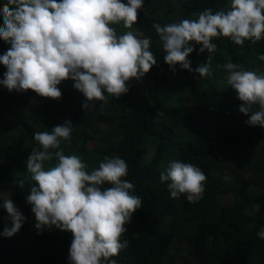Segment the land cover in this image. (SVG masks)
I'll return each instance as SVG.
<instances>
[{
	"label": "trees",
	"instance_id": "obj_1",
	"mask_svg": "<svg viewBox=\"0 0 264 264\" xmlns=\"http://www.w3.org/2000/svg\"><path fill=\"white\" fill-rule=\"evenodd\" d=\"M122 2L127 3V0ZM4 3L6 0H0V7ZM229 3L230 0H143L132 31L151 40L150 49L157 64L139 81L135 78L126 81L129 91L118 98L105 92L107 101L103 114L109 126L107 131L101 130L94 122L99 115L98 100L87 101L73 87L74 81L65 87L62 82L57 85L62 93L59 99L40 96L31 89L3 91L0 114L3 110L9 114L12 112L17 121L14 133L6 138H11V141L1 143L0 191L12 197L11 201L26 219L13 236L0 235V264H70L71 232L54 225L42 231L34 227L32 217L35 215L26 197L31 187L38 185L27 170L16 174L18 168L26 166L27 156L32 150L40 147L34 140V133L50 132L65 120L71 121L72 134L81 142L75 148L86 165L85 170L90 174L105 157L125 160L128 175L123 179L135 186L133 194L143 200L142 206L125 225L127 230L121 237L128 246L112 257L118 264H161V260L171 252H187L189 256L199 258L202 264H251L248 257L264 264V239L257 236L264 228V155L243 153L252 137L264 138V128L245 123L248 115L239 112L242 102L227 84V72L223 68L224 64L232 62L238 64L240 70L264 72V61L258 59L264 54V38L255 43L245 41L241 46L220 36L213 38L216 50L211 53L207 49L199 52L201 45L190 42L194 47L188 57L191 68L195 70L200 65H209L210 74L200 77L195 71L180 68L179 64L175 65V72L170 70L164 62L166 53L162 42L152 27L154 23L164 26L183 19L196 20L206 8L213 12L226 11ZM2 26L3 18L0 17ZM10 47L0 39V55ZM5 72L6 67L0 64V80ZM2 87L0 84V90ZM33 93L47 118L40 129L37 126L40 122L28 111ZM13 101L20 104L15 110L10 105ZM83 103L91 104L94 109L87 111L81 107ZM255 110H259L258 105L253 106ZM93 137L96 143L89 158L88 139ZM27 140L31 141L30 146ZM152 148L155 154L151 157L149 152ZM245 159L252 166V175L244 178L232 172V183L228 189L233 194L234 204L218 208L220 213L213 212L216 208L212 185L205 186L204 182L203 197L190 205L184 194L170 198L168 182L161 183L159 179L160 173L165 171L164 164L168 166L172 160L194 164L208 177L213 168L210 160L217 161L222 171L246 169ZM57 163L44 168L49 170ZM19 180H24L23 188L16 183ZM103 187L110 185L105 183ZM4 200L0 197V233L4 227H11V220L3 207ZM257 204L259 210L255 207ZM249 209H253L252 216L245 213ZM211 212L216 217L211 218L208 214ZM231 214L240 216V223H235ZM192 230L186 239V247H177L175 240ZM230 237L239 238L238 243L241 244L228 258L215 259V249L219 245L222 244L223 250L229 252L231 245L227 241Z\"/></svg>",
	"mask_w": 264,
	"mask_h": 264
},
{
	"label": "clouds",
	"instance_id": "obj_2",
	"mask_svg": "<svg viewBox=\"0 0 264 264\" xmlns=\"http://www.w3.org/2000/svg\"><path fill=\"white\" fill-rule=\"evenodd\" d=\"M141 7L143 0H6L0 7V39L11 47L0 55V64L6 67L0 84L9 92L31 89L40 96L59 99L62 93L57 85L70 78L87 101H103L105 92L118 98L129 91L126 81H139L157 64L149 38L133 31L117 35L110 26L123 22L131 29ZM152 27L171 71L179 64L206 77L210 74L207 63L191 68L188 57L194 47L190 42L201 45L199 52L207 49L211 53L216 50L213 38L220 36L241 46L245 41H260L264 38V0H230L226 11L206 8L196 20L164 26L154 23ZM258 59L264 61V54ZM223 68L227 84L242 102L239 112L248 115L245 123L264 128V72L240 70L232 62ZM254 105L259 110L253 111ZM81 107L94 109L88 103ZM72 131L71 121L65 120L50 132L34 133L40 147L26 159V169L38 185L26 197L35 215L34 227L42 231L54 225L71 232L70 264H118L112 257L128 246L121 237L143 200L133 194L135 186L123 179L128 175L125 160L105 157L89 174L79 156L65 155L61 140L71 143ZM53 159L58 163L45 170V162ZM159 179L168 182L170 198L184 194L190 203H196L203 197L207 177L194 164L172 160ZM16 183L24 187V180ZM105 183L110 187L102 188ZM3 207L11 227H4L0 235L11 237L26 217L10 199L3 201ZM255 207L259 210V204ZM257 236L264 239V228Z\"/></svg>",
	"mask_w": 264,
	"mask_h": 264
},
{
	"label": "rangeland",
	"instance_id": "obj_3",
	"mask_svg": "<svg viewBox=\"0 0 264 264\" xmlns=\"http://www.w3.org/2000/svg\"><path fill=\"white\" fill-rule=\"evenodd\" d=\"M2 6H3V4H2ZM110 26L114 27L116 29L117 35H122L127 31H132V28L131 29L125 28L123 26V22H120L119 24L110 25ZM68 82H73V80L70 78L63 80L62 81L63 86L65 87ZM2 88H3V90H0V96L2 95L3 91H8V89L5 86H3ZM30 99L31 100H29L28 111H29L30 115H32L36 118L37 122H40L39 125L37 124L38 128L40 129L42 124H43L42 122L47 121L46 114L43 113V111L41 109V105L37 100V95L35 93H33L30 96ZM106 101H107V97L103 101L98 100L99 115L97 118H95L94 122L96 123V125H98L100 127L101 130L106 129V131H107L109 126H108V123L105 121V114H103V109H104V106L106 104ZM10 105H11L12 109L15 110L20 104L17 101H13V102H11ZM12 115H13L12 112L9 114V113H7L6 110H3V112L0 114V149L3 145L1 143L3 141H5L6 138H8L9 135L14 133V131H15V125H16L17 120L14 119V117ZM17 131L15 132L16 136L19 133V131L18 132ZM10 141H11V138L7 139L4 143L10 142ZM26 143L28 146L31 145L30 140H27ZM80 143L81 142L79 141V139H77L76 135L71 134V143H68V142L62 140L61 148H63L65 155L70 153L71 155H77L81 158L80 154L78 152H76V148H75V147H78ZM95 143H96L95 137L88 139L89 151H88L87 155L89 158H91V156H92V150L91 149L93 148ZM250 152L251 153L254 152L256 155L263 156L264 155V138L252 137L250 139L249 143L247 144L246 148L244 149L243 153H250ZM154 154H155V149L152 148L149 152V155L152 157V155H154ZM55 163H56V160L53 159L52 161H46L44 166L50 167ZM244 163L247 167L246 169H245V167H240V168H237L235 170H232V169L231 170H225L224 169L221 171L218 162L210 160V166L213 165V168H212L211 173L209 174V176L207 177V179L205 181V183H206L205 186H211L212 185V187L215 188V193L212 197V199H214V202H215L214 204H215V208H216V210L213 211L214 213H220L218 208H224L227 206H232L234 204L233 194L228 189L230 184L232 183V179L230 178L228 180H225L224 177L232 176V172H234V174H237L238 176L241 175L244 178L250 177L252 175V173H251L252 166L250 165V162L245 159ZM164 166H165V170H166L167 164L165 163ZM164 166H163V168H164ZM234 168H236V167H234ZM26 170H27L26 166L23 165V167H21L20 170H19V168L16 170V174L17 173L23 174V172ZM0 197L4 198L5 200L6 199L11 200V198H12L11 196H7V194L3 191H0ZM208 198H210V196H208ZM196 203H190L189 202L190 205H193ZM252 210L253 209L246 210L245 213L248 214L249 216H252V214H253ZM214 213L211 212L208 214L210 215L211 218H213V217H216V215ZM230 216L232 217V220L235 221V223H240V216H237L235 214H231ZM32 219L35 220V216L32 217ZM204 221L208 222V223L210 222L209 219H204ZM203 222H202V224H203ZM45 228L47 229V227H45ZM193 231L194 230H192L190 232H184L181 236H179L175 240L176 246L177 247H182V246L186 247V239H188V236L191 233H193ZM238 239L239 238H236V237H230L228 239L227 243L229 245H231V247L229 248V252L223 250L224 247L222 246V244L219 245L218 247H216V249H215L216 255L214 256L215 259H217V258L218 259L228 258L229 254H233L234 248L241 244V242L238 243ZM209 247L211 248L212 245H209ZM248 258H249L248 260L251 264H260L258 262H255L252 257H248ZM205 260H207V258H205ZM161 261H162L161 264H202V261H200L199 258L189 256V254H187V252H184V254L177 253V252H174V253L171 252L166 257H164ZM204 264H206V263H204Z\"/></svg>",
	"mask_w": 264,
	"mask_h": 264
}]
</instances>
